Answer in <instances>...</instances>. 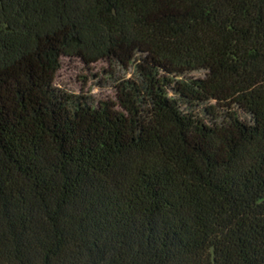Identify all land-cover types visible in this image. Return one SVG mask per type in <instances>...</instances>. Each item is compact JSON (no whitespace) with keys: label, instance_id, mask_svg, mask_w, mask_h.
Returning <instances> with one entry per match:
<instances>
[{"label":"trees","instance_id":"1","mask_svg":"<svg viewBox=\"0 0 264 264\" xmlns=\"http://www.w3.org/2000/svg\"><path fill=\"white\" fill-rule=\"evenodd\" d=\"M0 264H264V0H0Z\"/></svg>","mask_w":264,"mask_h":264},{"label":"rangeland","instance_id":"2","mask_svg":"<svg viewBox=\"0 0 264 264\" xmlns=\"http://www.w3.org/2000/svg\"><path fill=\"white\" fill-rule=\"evenodd\" d=\"M110 73V74H109ZM129 77L131 70L118 71ZM192 76H202V71H193ZM114 66L107 60L84 63L76 56H62L54 78L57 87L71 93H87L96 101L114 98Z\"/></svg>","mask_w":264,"mask_h":264}]
</instances>
